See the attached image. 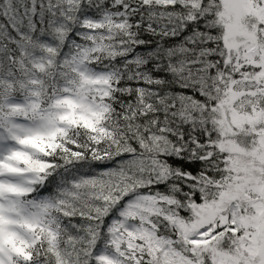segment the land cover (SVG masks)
Listing matches in <instances>:
<instances>
[{
	"label": "snow or ice",
	"instance_id": "snow-or-ice-1",
	"mask_svg": "<svg viewBox=\"0 0 264 264\" xmlns=\"http://www.w3.org/2000/svg\"><path fill=\"white\" fill-rule=\"evenodd\" d=\"M0 264H264V0H0Z\"/></svg>",
	"mask_w": 264,
	"mask_h": 264
}]
</instances>
